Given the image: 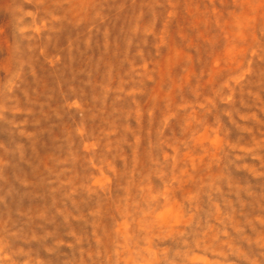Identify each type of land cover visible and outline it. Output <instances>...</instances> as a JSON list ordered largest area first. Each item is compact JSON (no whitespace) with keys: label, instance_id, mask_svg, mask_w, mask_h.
<instances>
[{"label":"rangeland","instance_id":"374dc122","mask_svg":"<svg viewBox=\"0 0 264 264\" xmlns=\"http://www.w3.org/2000/svg\"><path fill=\"white\" fill-rule=\"evenodd\" d=\"M262 161L260 0H0L3 264H264Z\"/></svg>","mask_w":264,"mask_h":264},{"label":"clouds","instance_id":"9594fccd","mask_svg":"<svg viewBox=\"0 0 264 264\" xmlns=\"http://www.w3.org/2000/svg\"><path fill=\"white\" fill-rule=\"evenodd\" d=\"M37 2H38L39 4H41V5H43V4H45L46 0H37ZM52 2H53V3H56L57 0H52ZM65 2L68 3V2H70V0H65ZM260 2H261V3H264V0H260ZM51 15H52V13H49V16H50V17H51ZM236 159L239 160L240 158L237 157ZM218 166L220 167V163H219V162H218ZM262 166H264V161H262ZM173 168H175V164L173 165ZM175 175H176V173H173V176H175ZM165 177H166V180L169 179L167 176H165ZM0 253H5V251H4V247H3V246H0ZM7 258H8L7 255L0 256V264H3V261H4L5 259H7ZM25 264H28V262L25 261Z\"/></svg>","mask_w":264,"mask_h":264}]
</instances>
